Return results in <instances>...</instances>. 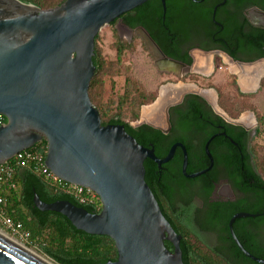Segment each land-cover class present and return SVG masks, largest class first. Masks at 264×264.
Listing matches in <instances>:
<instances>
[{"label":"water","instance_id":"obj_1","mask_svg":"<svg viewBox=\"0 0 264 264\" xmlns=\"http://www.w3.org/2000/svg\"><path fill=\"white\" fill-rule=\"evenodd\" d=\"M147 1L65 0L57 7L41 9L20 0H0V114L7 118L0 129V164L46 139L49 168L67 182L93 189L103 207L99 213H91L69 200L47 203L37 193L35 206L65 215L76 228L87 233L110 236L118 259L100 264H185L182 235L163 214L146 182L144 166L147 157L159 164L169 161L176 145L165 159L157 158L154 150L141 145L124 125H103L89 95L96 71L93 57L99 31ZM162 3L166 11V1ZM137 34L155 59L167 58L147 30L140 28ZM261 63L264 58L235 63L240 71L231 66L242 92L253 93L261 87L264 73L258 77L251 74ZM242 81L254 86L250 89L248 84L245 89ZM194 86V90L165 105V125L156 123L158 118L153 113L144 115L145 107L160 100V90L154 102L142 107L140 119L132 126L147 124L167 132L170 107L192 92L206 98L215 113L228 122L250 127L241 117L234 119L220 112L217 99L210 100L203 93L207 90ZM252 216L249 212L235 214L229 223L230 232L247 257L264 264L263 258L243 246L234 231L237 218ZM165 240L174 245V251L166 247ZM0 264L38 263L0 238Z\"/></svg>","mask_w":264,"mask_h":264},{"label":"flooded vegetation","instance_id":"obj_2","mask_svg":"<svg viewBox=\"0 0 264 264\" xmlns=\"http://www.w3.org/2000/svg\"><path fill=\"white\" fill-rule=\"evenodd\" d=\"M171 1L169 8L166 4V11L163 7L162 20L153 19L149 24L153 34L142 25L131 27L128 24V21H138L145 15L152 17V9L123 14L114 22L120 37L125 34L128 43L138 38L146 47L144 39L137 34L144 28L167 57L155 59L146 47L158 69L168 78L172 77L164 84L186 83L214 91L218 104L230 117H242L245 112L234 117L224 108L225 101L215 77L224 67L231 68V64L264 58L261 56L264 46L258 43L259 40L264 42V38L257 33L264 31V0H183L182 4L179 0ZM181 15L183 19L179 17ZM198 59L202 67H212L208 74L195 70ZM220 61L224 66H219ZM236 84L239 85L238 76ZM157 97L158 94L155 100ZM169 122V130H161L160 136L155 135V142L148 147L154 150L157 158L165 159L176 145L174 154L162 164L145 158L146 182L163 214L175 228L192 227L203 239H210L212 247L230 248L226 231L228 215L236 209L232 217L247 212L244 208L258 206L262 198L264 201V195L240 187L254 184L246 166H255L253 142L257 129L255 125L245 127L228 122L215 113L206 98L192 92L170 107ZM209 167L203 174L191 177ZM192 180L197 181L191 184ZM237 229L243 237L255 233L264 246V221L255 225L240 220Z\"/></svg>","mask_w":264,"mask_h":264},{"label":"trees","instance_id":"obj_3","mask_svg":"<svg viewBox=\"0 0 264 264\" xmlns=\"http://www.w3.org/2000/svg\"><path fill=\"white\" fill-rule=\"evenodd\" d=\"M25 3L33 4L41 9H50L61 5L65 0H20ZM171 0H166L168 8L171 6ZM183 0H179L182 4ZM152 9L154 11L153 18L149 15L143 16L138 21H128L131 27L142 25L152 33L149 24L153 19L161 21L163 18V6L161 0H149L137 7L134 10ZM181 19L184 17L179 16ZM113 21L111 24H114ZM258 35L264 38V31H257ZM96 36L95 55L93 57L94 65L96 66L95 74L90 82L89 95L95 107L99 110L103 125L107 124H122L126 131L132 135L141 145L148 147L151 142H155L156 136H160L161 130L147 124L134 127L129 121L125 120V114L129 111L132 113L133 119L140 117L141 106L149 104L155 98L145 101H135L129 98L127 94L132 92L129 85L126 95L120 96V99L114 106V101L103 104L102 92L104 85V76L110 70L118 69L121 66L122 52L124 47H121L117 37L118 45L117 61L110 65L105 60L102 51L97 45ZM140 40V39H139ZM260 46H264V42L258 41ZM257 44V42H256ZM128 45H130L128 43ZM264 55V50L261 56ZM7 121V118H5ZM260 124H264V116L259 118ZM47 141L43 139L37 142L30 150L40 151L45 157L47 153ZM255 166L251 168L249 165L248 171L251 179L254 181L253 186H240L244 191H252L256 194L264 195V160L255 158ZM204 176L200 177L203 178ZM199 179V180H200ZM197 180H192L194 184ZM14 182L17 189L8 191L5 194L7 209L11 216L22 222L25 230L30 231L32 240L30 244L38 242L41 251L52 259L57 264H100L109 260L116 261L118 259V251L114 240L108 235H98L87 233L76 228L68 217L55 211H42L35 206L34 195L37 193L40 198L52 203L58 200H69L73 204L83 207L91 213H99L95 207L91 205L79 203L72 195L56 190L42 176L33 171L32 168L18 169ZM184 186L188 187V184ZM247 212L261 215L252 217H244L237 219L234 223V231L243 244V246L253 255L264 259V246L257 239L255 233H248L247 237H243L237 229L238 221L245 220L259 225L264 221V201L263 198L258 206L244 208ZM236 210H232L226 219V231L229 236V241L232 247L220 248L212 247L207 244L205 239L192 227L179 230L173 227L177 233L182 235L181 250L183 254V262L185 264H260L247 257L236 242L233 240L229 231V221ZM169 219V218H167ZM40 237V241L36 238ZM247 239V240H246ZM166 247L170 251H174V245L165 241Z\"/></svg>","mask_w":264,"mask_h":264},{"label":"rangeland","instance_id":"obj_4","mask_svg":"<svg viewBox=\"0 0 264 264\" xmlns=\"http://www.w3.org/2000/svg\"><path fill=\"white\" fill-rule=\"evenodd\" d=\"M98 34L99 38L97 39V45L109 65L117 61V37L121 47H124L121 66L117 70H110L104 76L102 103L106 104L114 101L113 107H115V103L119 101L120 96L126 95L125 93L128 92L129 85L132 92L127 95L131 101H145L151 98H156L157 94L159 96L161 87L165 85L164 83L166 81H170L172 77L170 75L171 78H168V75L163 74L158 69L146 49L147 46L145 47L142 41L138 38H134V41L128 45V38L126 35L123 34L122 37H120L119 29L115 24L111 23L102 27ZM226 64L227 63H225V65ZM220 65L224 66L222 61H220L219 66ZM236 77L237 74L233 73L231 68L224 67V69H221L220 72L217 73L215 82L220 86L219 88H221V90L218 91L221 94L222 99L225 101L224 108L231 116L237 117L241 112H245L244 114H248L249 112L251 113L250 115H253V118L255 119L254 125L257 129V136L253 142L255 158L264 160V124H260L259 120L260 117L264 116V78L261 81V87L258 91L245 93L242 92L241 88L238 87L239 85L236 84ZM204 92H208L210 100L216 101V94L214 91L207 90L203 91V93ZM144 105L141 106L140 117ZM140 117L138 119H133L132 113L129 111L125 114V120L129 121L131 124H135ZM238 118L239 117L234 119ZM0 228L29 248L53 261L41 251L37 242L35 244H30V241L23 240L22 238L13 235L3 226L0 225ZM205 241L208 245L212 246L210 239Z\"/></svg>","mask_w":264,"mask_h":264},{"label":"built area","instance_id":"obj_5","mask_svg":"<svg viewBox=\"0 0 264 264\" xmlns=\"http://www.w3.org/2000/svg\"><path fill=\"white\" fill-rule=\"evenodd\" d=\"M5 118L4 115L0 114V129L7 123ZM23 168H32L56 190L72 195L79 203L91 205L98 211L102 210L101 198L93 189L63 180L49 168L46 157L42 152L24 149L8 161L0 164V225L13 235L26 241L32 240L31 232L25 230L22 222L11 216L6 206L5 194L10 190L17 189L14 177L17 170ZM36 239L40 241V237Z\"/></svg>","mask_w":264,"mask_h":264},{"label":"bare ground","instance_id":"obj_6","mask_svg":"<svg viewBox=\"0 0 264 264\" xmlns=\"http://www.w3.org/2000/svg\"><path fill=\"white\" fill-rule=\"evenodd\" d=\"M197 57L200 58L199 56H197ZM198 61H199V59H198ZM231 66H232V68L234 70H239L240 71L239 68L234 67V64H231ZM211 69H212L211 66H203L202 67V64H201L200 61L197 62V66L195 67L196 71L204 72L206 74H208ZM253 70L254 71L253 72L251 71V74H255L256 77H258L260 74L264 73V63L259 64ZM242 84L244 85V88L246 89L247 85L249 83L247 81L246 82L242 81ZM253 86L254 85H253V83L251 84V82L248 85V87L250 89ZM194 89H195L194 85H189V84H186V83L169 84V85L163 86L162 89H161V98H160V100L154 106L145 107L144 108V115L147 116V115L153 113L158 118L157 119L158 121H155V122L160 124V125H165L166 124V118H165V112H164L165 105L167 103H169L170 101L178 100L179 97L184 92L191 91V90H194ZM204 94H206V96L210 99V97L208 96V92H204ZM218 109H219L220 112H224L222 110V108L218 107ZM0 238L3 239L4 241L10 243L12 246L16 247L18 250L22 251L26 255H28L31 258H33L38 264H56L53 261H51L48 258H46L45 256H43L42 254H40L39 252L29 248L24 243H22L19 240L15 239L14 237L9 235L6 231H4L1 228H0Z\"/></svg>","mask_w":264,"mask_h":264},{"label":"crops","instance_id":"obj_7","mask_svg":"<svg viewBox=\"0 0 264 264\" xmlns=\"http://www.w3.org/2000/svg\"><path fill=\"white\" fill-rule=\"evenodd\" d=\"M241 121L244 122V123L246 122L247 126H251V125H254L255 119L253 118V115L244 114L241 117Z\"/></svg>","mask_w":264,"mask_h":264}]
</instances>
